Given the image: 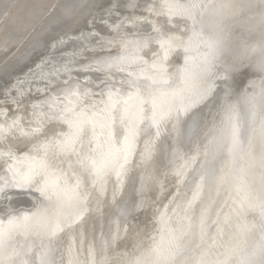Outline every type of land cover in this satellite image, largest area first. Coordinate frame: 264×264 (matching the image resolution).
Wrapping results in <instances>:
<instances>
[{
	"label": "snow or ice",
	"instance_id": "snow-or-ice-1",
	"mask_svg": "<svg viewBox=\"0 0 264 264\" xmlns=\"http://www.w3.org/2000/svg\"><path fill=\"white\" fill-rule=\"evenodd\" d=\"M136 9L155 35L0 123V264H264V0H0V76Z\"/></svg>",
	"mask_w": 264,
	"mask_h": 264
},
{
	"label": "bare ground",
	"instance_id": "bare-ground-1",
	"mask_svg": "<svg viewBox=\"0 0 264 264\" xmlns=\"http://www.w3.org/2000/svg\"><path fill=\"white\" fill-rule=\"evenodd\" d=\"M82 2L88 3L89 0H82ZM137 2L144 3V0H137ZM93 14L98 17L100 13L95 12ZM143 15H147V13L139 9L122 12L120 19L124 20V23L122 28L117 30L111 19L108 20V25L113 26L107 27L101 24L98 18L93 21L92 16L89 15L88 11H85L78 21L72 23L65 32L60 33V37L65 40L62 46L53 47L54 42L50 41L49 46L41 50L42 56H33L31 60L16 65L11 69L10 74L0 76V123L10 121L18 115L26 116L32 110L33 105L37 109H47L48 105L41 102L64 87L65 80L71 83L72 80L83 79L85 76L91 77L92 80H96L97 75L103 77V73L83 72L81 65L89 62L93 57L107 56L109 52H114L119 46L118 42L113 40L117 31L122 34L126 33L129 38L133 34L137 36L155 35L149 23H133L135 17ZM125 17L128 19H124ZM155 19L159 26V20L162 18ZM92 33L97 35H92ZM109 41H112L110 46ZM101 44L104 47H101ZM153 50L159 52V46L151 44L147 51ZM182 62V56H177L175 52L170 54V64L179 65ZM174 70V68L169 69V71ZM121 78L119 73L112 76L113 82ZM252 78H256L254 74ZM6 89H11L10 97H16L17 89L23 93L18 99L17 106H13L10 97L6 98ZM17 154L22 155V152ZM4 159L2 149H0V164L3 163ZM2 174V169H0V175ZM37 195L36 193H21L18 197L19 206L30 207L31 204H25L26 201L31 199L33 202V197Z\"/></svg>",
	"mask_w": 264,
	"mask_h": 264
},
{
	"label": "water",
	"instance_id": "water-1",
	"mask_svg": "<svg viewBox=\"0 0 264 264\" xmlns=\"http://www.w3.org/2000/svg\"><path fill=\"white\" fill-rule=\"evenodd\" d=\"M32 200L30 199V200H28V201H26V203L25 204H32V202H31Z\"/></svg>",
	"mask_w": 264,
	"mask_h": 264
}]
</instances>
